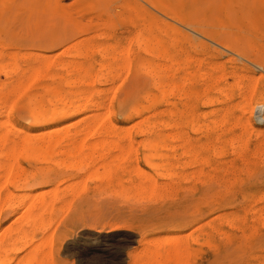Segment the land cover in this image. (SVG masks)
<instances>
[{
    "label": "rangeland",
    "instance_id": "1",
    "mask_svg": "<svg viewBox=\"0 0 264 264\" xmlns=\"http://www.w3.org/2000/svg\"><path fill=\"white\" fill-rule=\"evenodd\" d=\"M72 1L73 0H0V55L3 56L0 59H2L4 65L8 66L10 65L9 63L12 62L11 64H13V62L17 61L20 67H25L26 63L31 64L32 61L35 62L34 60L36 59V56L33 53H37V57H39L38 54L43 55L44 58H41L43 56L40 57L42 62L44 61L42 59H46L48 56L51 65L49 70H47V75L51 73L52 76L55 75L56 77L62 76V78H67L71 76L70 78H77L80 83L77 82L79 85H75L79 90H89L90 92H93L95 97L98 95H96V93L102 94L98 95V98L96 97L97 101L99 102L100 100L99 103H103L104 107L108 105V107L113 110V120L115 123L119 124V126H130V124L140 120V118H136L125 123L122 118V111L123 113L128 112V110L132 109V107L141 110V108L144 107L142 109L145 111L144 117H148L152 123H157L156 125H159L161 122L167 123V129L161 128L157 132L156 129L154 131L155 134L153 133V138L162 139L167 135V137L164 138L165 140H163L167 141L169 146L167 150L169 160L167 159L166 162L163 159L160 161L161 159L154 158L146 162L142 156L143 153H147L146 150L142 149L141 146L136 145L135 148L141 154L140 158L138 160L130 159L133 161L131 162L128 160L125 161V163L123 162V165L120 163H118V165L120 164L123 170L128 169L129 172L133 171L138 166L141 172L143 171L145 174L156 177V173L163 172V168H161L162 171L159 170L155 172L154 169L151 170L153 165L163 166V163H167L165 165L178 174V168L184 161V164H188L187 172L189 174L191 173V175L193 174L197 178H190L186 183H182V180L177 179L179 181L176 180V183L178 186H183L182 189L184 190L179 187H175L173 189L174 192L172 193L171 189H167V191H170L171 194L163 191L165 194L163 195L162 193L161 196H159V199L157 197H146L147 199H145V196L138 195L136 193L132 194L128 188L121 189L124 191L119 193V190L117 192L107 189L104 186L105 184L99 181L95 180V182L93 179L90 181V175L87 176V174L90 171L93 173L92 171L95 170L93 168H97L98 172L101 174L104 172V169L101 168L102 164H99L100 162L94 163L90 169L82 168L80 173L75 170L71 171V169L67 170L61 167L51 168L49 171L50 173L47 171L45 173L49 177H52L54 180L53 184L61 183V185H64L68 182H72L74 177L73 175H75V172H78L82 176L85 175L82 178H84L86 186V192L75 198L74 203L70 205L69 209L66 211V208L64 210L62 209V214H60L61 210L57 213L56 210L59 209H56L53 211L55 214L51 213L52 216L50 215L53 219L52 221H55L51 223V229H54L55 231V241L53 246L55 263L130 264L132 260L138 257L140 252H142L145 248L144 243L148 240H163L166 237L168 239V237L174 235L186 236L189 234V231L195 227L192 224L193 221H197L198 219L205 220L207 219L206 217H209V210L207 206L212 203L218 204L219 206L216 214L219 213L218 215H221L225 213L237 212L239 219H244L242 221V223L244 222L242 227H237L232 230V234L237 240H235L233 245L231 244L230 246H227L229 248V252L233 253V256L237 257L238 253H240L238 250L240 245H238V247L236 246L240 243L243 244L240 246L241 249H243V247L247 249L251 245L255 244L256 248L262 247L261 250H264V225L260 227L258 224L264 219V149L261 148V144H264V142H262L264 141V108L259 111L258 108H256L257 102H264V70L260 66H255V64L250 61L238 57L235 52L232 53L225 49L223 50L221 47L211 42V39L208 38L209 36L206 37L204 34L200 36L190 33L182 25L175 23L168 17L165 18L154 8H151V6H149V4L144 0H135V2H132L131 0H94L93 2L96 3L98 12L85 16L75 14L73 6L69 5ZM97 1L100 2L97 3ZM125 2L127 6L129 5V7H131L129 8L130 10L134 7V9H132L133 11H131V13L133 12L132 16L134 17L131 16V19H133H130L129 22L126 17L116 16L118 12L122 11L121 8H119L122 4V9L126 7ZM50 3L53 4L50 5ZM26 8L28 9L26 10ZM60 9L62 11H60ZM139 9L141 10L139 11ZM134 10H136L137 13H142L143 16L142 18H139L140 20L136 19ZM55 11L58 16L53 14ZM101 11L108 12L111 17L108 18V16L106 17L105 15H100ZM64 13L70 15L66 17L63 16ZM143 17L145 19H143ZM62 18H66V20H63ZM236 18L237 19L234 20L231 18L232 23L239 19L238 17ZM248 18H242L238 21L240 23L244 22L243 25L247 22H253V20H251L253 17L249 18L251 21H248ZM69 19L70 21H68ZM148 19L149 21L153 19L151 22H154L157 26H155L156 29H158L152 30V32L148 31V33L143 30H140L142 31L140 32V28H137V25L141 22L143 23L144 21H148ZM214 19L218 22L220 20L225 21L227 18L217 16ZM212 20L210 22H212ZM110 22L112 23L109 24ZM214 24L215 23H213V26ZM253 24L255 31L239 32L235 28L227 27V24L219 27L216 26L215 30H223L222 32L225 37L227 36L231 39H236L238 42L240 41L242 44H239L242 45V47L244 45L245 48H243L248 55H259L258 57L264 61V32L260 26V22L255 21ZM97 28L100 29L96 30ZM36 30H38L39 34H43L44 37H41L40 35L41 39L37 40L35 37ZM101 32L105 33V36L104 34L102 35ZM134 32H136L135 35ZM99 34H101L100 36L102 38L98 36ZM205 35H207V33ZM137 36L138 40L141 42L144 41V38L145 40L148 38L151 43L150 44L147 41V44H150L146 45L148 46V49L143 46L146 44V41L143 44L141 43V47L136 48L135 45L138 43V40H136V43L134 41ZM140 36H142L141 40ZM97 37H99L100 40L97 39ZM152 37L153 40L151 39ZM55 38H59L56 39L58 42L56 41L55 43H51L53 42L52 40L55 41ZM154 39L155 42L158 41L159 43L153 44ZM78 40L79 42H77ZM73 42L75 45H72ZM107 44H109V46L113 49L111 50L110 47L108 48L109 50H107ZM160 44L162 45V48L159 47L161 46ZM70 46L71 49H68V51L66 50L67 54H64L63 51ZM73 47L75 48L76 53L79 51L78 54L80 57L82 56L83 59L80 57L75 58V55L77 54L73 51ZM88 47L90 49L93 48V50L95 49L96 51H92V49L90 50ZM96 48L98 50L105 49V52H101L103 55L105 54V56H102L106 58H103L99 51L98 54L101 56L100 58L97 54L98 50ZM85 50L86 54L84 56L83 51ZM120 50L121 52L125 51L124 53L127 52L129 57L127 56L126 58L130 59L128 66H124V64H127L124 63V59H126L124 56L126 55L123 54V61L122 58H120ZM144 51L148 54L146 55ZM27 52H32L31 55L34 57L33 60L31 56H27ZM117 52L118 54L120 53V56L117 55ZM23 53H26L27 55H23ZM61 54H64V56ZM68 54L73 55L74 57H71ZM65 55L70 57L66 58ZM23 57H25L26 60L23 59ZM110 57H112L113 60L109 59ZM117 59L119 61H117ZM187 60H191L190 62L192 63H189ZM68 61L71 62L69 65L70 68L67 70V72L70 70L69 76H66V72L55 70L56 66L53 65H58L59 63L69 64ZM120 61L124 63L121 67H126V71L125 68L120 69L119 71L118 69H115L117 66L115 64L120 65ZM97 64L99 65L97 66ZM73 65L77 66L76 68L74 67L75 69H81H77L75 71L74 68H71ZM100 65H103L102 70H100L102 67L99 68ZM104 65H106L105 68ZM160 65L161 69L163 68L162 70L165 68L166 73L161 71ZM58 66H60V64ZM58 66L57 69L59 68ZM107 68L109 71L112 70V72L110 71L109 74H105L104 72L108 73ZM20 69L21 68L17 70V73L21 72ZM113 69H115V71L119 74L117 79L115 77L114 79L112 78L114 81L110 78V73L111 75L113 74L114 76H117L115 75L117 73ZM96 70L99 71L96 72ZM159 73L162 77L158 76ZM162 73L167 75L168 80ZM189 73H192V76ZM199 73L202 74V77L204 74H207L204 76L206 78L201 79L202 77H199L201 76ZM0 74L3 73L0 72ZM90 74L91 76L93 75L94 78L93 76L91 77ZM101 74L104 75L101 76ZM184 75L185 77L187 76L186 78H188L189 81L184 78ZM86 76L89 78H86ZM96 76H101L103 80L107 77L106 81L108 79V82L106 83L101 77L99 79ZM4 77L5 76L0 75V84L4 81H8L6 77ZM50 78L48 76V79ZM213 78H215V80ZM89 79L92 81L93 86H81L83 85V81L90 84L91 82L88 81ZM54 80L55 81L52 80L53 82H51V80L47 81L46 79L47 82L44 81V83L51 84L53 87L61 86L59 89L64 92H67L68 90L70 91V88L63 86L61 81H59L60 79L58 80V78H56ZM186 81L190 82V84ZM96 82L100 84L98 85ZM184 83L185 86L183 85ZM94 89L96 91L95 93ZM96 89L99 92H97ZM36 90L38 92L41 91L40 89H35V93L37 92ZM182 90H185L186 92L183 91V93H181ZM160 93L163 94V97ZM179 94L181 97H179ZM46 98L49 99L51 96L48 95ZM105 98H107V101ZM149 98L152 99L150 100ZM15 99V104H12L13 106L10 112V119L16 127L23 130L29 129L35 131L37 128L33 125L31 126L32 121L29 118L28 111L24 107V103L27 100L26 96ZM101 99L103 101H101ZM182 111H184V113ZM179 112H181V116L179 115ZM82 116V114L77 113L71 117L70 120L56 121L53 124V127H63L68 123L69 125H72L73 123H76L75 120L79 123ZM82 120L83 122L80 123L81 125H78L77 123L75 124L77 127L73 126L75 127H72L73 129L69 128L70 126L68 128H64L67 133H64L62 129L57 136L60 135L59 137H61L63 132L65 134H63L64 138H68L69 136L67 134L72 133L69 138L79 141L78 137L80 136H78L75 131L80 130L82 128L81 126L84 125V119ZM4 121H6V118L2 115L0 122ZM215 124L216 126L218 124L216 128L213 127ZM7 128L13 132L12 128ZM224 129L228 131L225 132ZM192 131L194 132L192 133ZM137 133V131L135 134V130H131L129 134V137L136 142L143 138L142 136H139L141 135L140 133H138L139 135ZM160 136L163 137L158 138ZM238 139L244 142H241ZM239 141L242 144L245 143L243 146L244 148L241 149L242 146ZM184 146H186V148ZM184 148V151L186 152L190 149L189 153L197 152L200 154L198 158L208 157V159L212 162L209 169L213 170L215 173L220 172L219 175L217 173V175L214 176L216 180L213 177L209 180H200L197 175V171L201 166L193 163L192 157L194 156H192L191 159L189 158V156L192 155L191 153L189 155L187 153V157L185 155H182L184 157L181 156ZM239 149L241 150L239 151ZM64 161L66 163L68 162V160ZM98 161H101L102 163L105 162L101 159H98ZM37 163L38 162H30L26 159L20 158L18 165L20 166V169L21 167L23 168L24 174H28L29 172L25 171H30V168H32L30 171L32 172L33 167L35 170L38 167L40 168L45 166V164H39L40 162L38 164ZM95 164L99 165L94 167ZM130 167L131 169H129ZM18 170L19 169H17V171ZM19 171L20 174L22 173L23 175V171ZM18 172L17 175H20ZM23 176L21 178H23ZM156 178L159 183L165 181L160 177ZM35 181L36 180H32L29 185H36ZM62 181L66 183H63ZM9 188L13 189L12 186ZM98 190H101V192ZM115 192L118 194H115ZM123 196L127 200L123 199ZM244 208L247 209V211L249 210L245 215L242 211ZM0 209V229L4 228V226L6 227L7 225L8 227L13 225L12 220H14V218L10 215V210L6 208L4 209V207ZM259 209H262V211ZM253 211L256 212L255 215ZM251 217H253V219L250 221ZM252 225L260 228V232L263 237H261L262 240L259 243L255 242V240L251 241L248 238H245L251 233L250 231L252 230L250 226ZM240 231H243V233ZM90 232L95 233V236L88 234ZM86 234L88 235V238H86ZM225 243L229 245V243ZM207 257H212V252L207 246L201 245L194 247L193 256L191 257L192 261L200 262L201 259H207ZM130 258L132 260H130ZM243 260V258L238 259L237 264L241 263Z\"/></svg>",
    "mask_w": 264,
    "mask_h": 264
},
{
    "label": "bare ground",
    "instance_id": "2",
    "mask_svg": "<svg viewBox=\"0 0 264 264\" xmlns=\"http://www.w3.org/2000/svg\"><path fill=\"white\" fill-rule=\"evenodd\" d=\"M93 1L94 0H73L72 3L70 2L71 4H69V5L73 6V10H74L76 15L85 16V15H89V14H95L96 12H98L97 11L98 8L96 6V3H94ZM131 1L135 2V0H131ZM144 1L147 2L149 4V6H151V8H154L157 12H159L165 18L168 17V18L172 19L175 23L182 25L190 33L197 34L200 36L204 34V36H206V37L209 36L208 38L211 39V42L218 45L223 50L225 49V50L232 52V53L235 52V53H237L236 55L238 57H240L242 59H246V60L250 61L251 63L255 64V66L256 65L260 66L264 70V61H262L258 57L259 55L256 56L255 53H254L255 55H253V56L248 55V53L244 50V48H245L244 45H243L244 48L242 47V45H240V44H242V43H240V41L238 42L236 39L234 40V38L231 39L230 37H227V36L225 37V35H223V32H222L223 30H221L220 28L219 29L221 31L215 30L216 26L219 27V26H224L225 24H227L228 25L227 27L235 28L239 32H241V31L242 32L243 31H253L254 30V24L253 23H255V21H258V22H260V26L262 27L263 32H264V0H191V1H189V0H144ZM98 2H100V1H97V3ZM23 4H25V3H23ZM51 4H53V3H50V5ZM99 4H101V3H99ZM121 4H119V5H121ZM122 5H121V7H119V8H121L122 11L118 12L116 14V16L117 17H121V16L126 17L128 19V22H129L131 19L132 13H133V12L131 13V11H133L132 9H134V7L130 10L129 8H131V7H129V5L127 6V4L125 2L126 7L124 9H122L123 8ZM61 6H63V5H61ZM27 9L28 8H26V10ZM140 10L141 9H139V11ZM28 11H25V12H28ZM60 11H62V10L60 9ZM134 11H135L136 15L135 14H133V15H135L136 19L142 18V16H143L142 13H140V12L137 13L136 10H134ZM50 13H51V11H50ZM31 14H32V12H31ZM53 14L58 16V14H56V11H55V13L53 12ZM68 15H70V14H68ZM68 15L66 13H64L63 16L68 17ZM100 15H105L106 17L108 16V18L111 17L108 14V12H106V11H101ZM59 16H60V14H59ZM217 16H222V17H225L227 19L225 21L220 20L217 22L216 19H214ZM246 16H248L249 18L253 17V18H251V20H253V22H250L251 24L248 22L247 23L245 22L246 24L243 25L244 22L240 23L238 20L242 19V18L247 19L248 17H246ZM132 17H134V16H132ZM236 17L239 18L237 20L238 23H237V21L232 23V19L233 20L237 19ZM249 18H248V21H251ZM60 19H61V17H60ZM64 19L66 20V18H64ZM70 19L68 21H70ZM118 19H121V18H118ZM143 19H145V18L143 17ZM121 20H123V19H121ZM152 20L153 19H151L150 21H149V19H148V21L143 20L144 21L143 23L142 22L140 24L138 23L139 25L136 24L137 28H140L139 31L143 30V31H147V33H148V31L152 32V30H157L158 28L156 29L157 26L154 22H151ZM211 20H212V22H210ZM35 21H37V20H35ZM111 23L112 22H110L109 24H111ZM213 23H215L214 26H213ZM53 24H54V22H53ZM67 24H69V23H67ZM71 26H73V25H71ZM213 27H214V29H213ZM99 29L97 28L96 30H99ZM96 30H93V31H96ZM139 31H138V33H139ZM140 32H142V31H140ZM208 32H209V35H208ZM35 33H36V36H35L36 39L37 40L41 39L40 38L41 34L38 33V30H36ZM84 33H85V31H84ZM101 33H102V35L104 34V36H105V33H103V32H101ZM135 33L136 32H134V35H135ZM206 33H207V35H205ZM44 35H45V33H44ZM100 35L101 34H99L98 36H100ZM42 36H43V34L41 35V37ZM96 36H97V34H96ZM138 36L136 37V39L134 41L135 43L137 42L136 40H138ZM142 36H140V40H141ZM106 37H107V35H106ZM100 38H102V37L100 36ZM56 39H59V38H55V41L52 40L53 42H51V43H55L56 41L58 42V40H56ZM97 39H99V37H97ZM146 39L147 40H145V38H144V41L142 39L143 42L138 40V43H136V45H135L136 48L141 47V45L146 41L145 42L146 44L143 46L148 49V46H146V45H150L151 43L148 40V38H146ZM151 39L153 40V37ZM91 40H93V39H91ZM147 41L150 44H147L148 43ZM77 42H79V40ZM77 42H75V43H77ZM153 42H152L153 44L159 43L158 41L155 42V39ZM72 45H75L74 42L72 43ZM107 45L109 46V44H107ZM71 46L69 48L65 49L63 51V53L67 54V51H68V49H71ZM82 46H83V44H82ZM92 46H93V44H92ZM108 46L106 48L107 50H109L108 48L111 47V46H109V47ZM159 47L162 48V45ZM73 49H74L73 51L75 52L74 47H73ZM91 49H92V51H96L95 49L93 50V48H91ZM110 49L112 50L113 48L111 47ZM65 51H66V53H65ZM99 51H100L101 56H102L103 54L101 51L105 52V49H99L97 51V54ZM80 52H81V50H80ZM85 52H86V50L83 51L84 56L86 54ZM120 52H121V50H120ZM124 52L123 51L121 52L120 58H122V61L124 58H126L128 56L127 52L126 53H124ZM145 52L146 51H144V53ZM29 53H28V55L26 53H23V55H27L28 57H30V56L32 57L33 56V55H31L32 52H29ZM78 53H79V51L77 53L75 52V54L78 55V56L75 55V58L80 57V55ZM142 53H143V51H142ZM251 53H253V52H251ZM1 54H2V52H1ZM33 54L36 56L35 57L36 59L34 60L35 62L32 61L31 64L26 63L25 67H20L19 64L17 63V61L13 62V64H11L12 62L11 63L7 62L10 65L5 66L4 63L2 62V59H0V72L3 73L0 75L5 76L6 79L8 80V81H6V82L4 81L0 84V118L2 115L6 118V121L0 122V208L4 207V209L5 208L9 209L11 212L10 215H12V217L14 218V220H12L13 225H10L9 227L7 225L6 227L4 226V228L0 229V264H56L55 260H54V255H53L55 231H54V229H51V223L55 222V221H52L53 219L51 218V216H52L51 213H53L54 210L59 209V210H56L57 213L60 212V210H61L60 214H62V209L64 210L66 208L65 211L67 209H69L70 205L74 203V199L81 196L83 193L86 192V186L84 183V178H82L85 175L82 176L81 174H79L82 168L90 169L94 163L100 162L99 164H102L101 168L104 169L103 170L104 172L102 174L99 173L97 168H93V169H95L92 171L93 173H91V171L89 170L90 172H88V174L87 173L86 174H87V176L90 175L89 176L90 181H92V179L94 181L95 180L99 181V182L105 184L104 186L107 189H111V190H114L117 192L119 190V193L124 191V190L122 191L121 189H124V188L127 189L128 188V190L132 194L136 193L138 195L145 196V199H147L146 197H153V198L157 197L159 199L160 198L159 196H161L163 191H165V193L167 192V193L171 194L172 192H174L173 189L175 187H179L181 189L183 187L181 185L178 186V184L176 183L177 179L182 180V183H186L187 181H189L190 178L196 177L193 174L191 175V173L189 174L187 172L188 164H184L185 163L184 161L182 162L183 164H181V166L178 168L179 169L178 174H177V172L175 173L174 171H172V169L170 167L166 166L165 164H167V163H165V164L163 163V166L161 165L162 167L159 165L158 166L153 165L151 170L154 169L155 172H157V171L161 170V168H163L162 170L164 173L163 172H157L156 173V177H160L163 180H165L164 182H161V183H159L157 181V178L155 176L145 174L143 171L141 172L139 170L138 166L136 169H134L131 172H129L128 169L123 170V168L121 167V165H123L122 164L123 162L125 163V161H128V160L131 161L130 159L138 160L140 158L141 154L135 148L136 145L141 146L142 149L146 150L147 153L142 154L144 161L147 162L150 159H154V158L158 159L159 158V159H161L160 161H162V159H163L167 162V159H168L167 150H168L169 146L167 144V141H164L165 140L164 138L167 137V135L162 139L153 138V133L156 129H157L156 132L158 130H160L161 128L167 129V123L161 122L162 124L159 123V125H156L157 123L156 124L152 123L148 119V117H144L145 111L142 110L144 108L142 106L143 108H141V110L132 107V109L128 110V112L123 113V111H122V114H123L122 118H123L125 123L130 122L136 118H140V120L136 121L133 124H130V126H119V124L115 123L113 120V113H114L113 110L111 108H109L107 104H104V105H107L104 107L103 103H99L100 100H99V102L97 101L96 97L98 95H102V94L96 93V95L97 94L98 95L95 97L93 92H90L89 90H84V91L79 90L77 88V86L75 85V84L80 83V81L78 82L77 78L74 79L72 77L73 78L72 79V78H70L71 76L67 77V78H62V76L56 77L55 75H53L55 77L54 78L51 73L49 75H47L46 74L47 70H49V67L51 65V63L49 62L50 61L49 57L47 56L46 59H42L44 61L47 60L45 62L44 61L42 62L40 59L44 58L43 55L38 54L39 57H37V53H33ZM64 54H61V55L64 56ZM81 54H82V52H81ZM91 54H92V52H91ZM123 54L126 55V56H124V58H123ZM68 55H70V54H68ZM68 55H65V57L66 58L70 57V56L74 57L73 55H70V56H68ZM117 55L120 56V53L118 54V52H117ZM41 56H43V57H41ZM101 56L99 55L100 58H101ZM103 56H105V54ZM115 56H116V54H115ZM1 57H3V56L0 55V58ZM25 57H23V59H25ZM260 57H262V56H260ZM80 58L83 59L82 56ZM103 58H106V57H103ZM33 59H34V57H32V60ZM109 59H112V57H110ZM126 59H124V63H127V64H124L120 61V63H119L120 65L115 64L118 66V67L116 66L115 69L116 70L118 69V71H119L120 69L125 68V71H126V67H124V66L125 65L128 66V63L130 60L129 58H126ZM117 61H119V60L117 59ZM187 61L189 63H192V62H190L191 60L190 61L187 60ZM54 63H56V62H54ZM68 63L69 64L59 63L60 66H58L59 64L58 65L56 64V65H53V66H56V69L54 67L53 68L56 71L61 70L63 72H66L65 73L66 76H69L70 70L68 72H67V70L70 68L69 65L71 64V62L68 61ZM122 64H124L123 67H121ZM98 65L99 64H97V66ZM57 66L59 67L58 69H57ZM119 66H120V68H119ZM74 67L76 68L77 66L73 65V67H71V68L73 69ZM100 67H102L100 69V70H102L103 65L102 66L100 65L99 68ZM105 67H106V65H104V68ZM19 68H21L20 69L21 72L17 73V70ZM75 68H74L75 71L77 69L78 70L81 69V68H77V69H75ZM115 69H113V70L115 71ZM160 69H161V65H160ZM162 69H161V71L164 73L165 68H164V70H162ZM74 70H72V71H74ZM107 70L106 71L108 73L104 72L105 74H109L110 71L112 72V70L109 71L108 68H107ZM157 70H158V68H157ZM82 71H84V70H82ZM97 71H99V70H96V72ZM115 72L117 73V74H115L117 76H114L113 74L111 75V73H110L111 80H113L114 77L116 79L118 78L119 74L117 71H115ZM67 73H68V75H67ZM160 73L158 76L162 77L160 75ZM144 74H145V72H144ZM189 74L191 75L192 73H189ZM199 74H201V73H199ZM103 75L101 74V76H103ZM163 75H165V74H163ZM185 75H184V78L187 77V76L185 77ZM205 75H207V74H204V76ZM48 76H49V78L50 77H52V78L48 79ZM90 76H91V74H90ZM101 76H98V77L96 76V77L100 79ZM165 76L167 78V75H165ZM204 76L202 77V74H201V76H199V77H202L201 79H204V78H206ZM56 78H58V80L60 79L59 81H61V83L63 84L64 87L70 88V91L68 90L67 92H64V91H61L59 89L61 86L60 87L59 86L53 87L51 84L44 83V81H46V79H47V81L51 80V82H53V81H55L54 79H56ZM86 78H89V77L86 76ZM93 78H94V76H93ZM106 78L107 77H105L104 80L107 83L108 79L106 81ZM186 79H187V81H189L188 78H186ZM213 79L215 80V78H213ZM91 80H92V78H91ZM91 80L90 79L88 80L89 82H91L90 84H88V82L85 83L83 81V85H81V86H84V85L85 86L87 85V87H90L88 85L93 86V84H92L93 80L92 81ZM102 80H103V78H102ZM167 80H168V78H167ZM75 81H76V83H75ZM183 81H185V80H183ZM185 83L183 84L184 86H185ZM187 83L190 84V82H187ZM96 84L99 85L100 83L96 82ZM101 84H102V82H101ZM184 86H183V88H184ZM181 87H179V88H181ZM108 88H111V87H108ZM108 88H106V89H108ZM251 88H253V87H251ZM35 89H40L41 91L38 92L36 90L37 92L35 93L34 92ZM183 91L186 92L185 90H182V92L181 91L180 92L183 93ZM95 92L96 91L94 89V93ZM97 92H99V91L97 90ZM251 92H253V91H251ZM251 92H250V94H251ZM238 93H240V92H238ZM160 94H162V93H160ZM180 94H179V97H181ZM185 94H187V93H185ZM48 95L51 96V98L47 99L46 96H48ZM192 95H193V93H192ZM23 96H26V98H27V100L24 103V107L28 111L29 118L32 121L31 126L33 125L37 128L35 131L29 130V129L23 130L19 127H16L14 125L13 121L10 119V112H11V109L13 106L12 104L16 100L15 98H21ZM161 96L163 97V94ZM145 97H147V96H145ZM182 97H184V96H182ZM105 99L107 101V98H105ZM101 101H103V100L101 99ZM256 108H258V111L262 110V108H264V102H260V101H259V103L257 102ZM182 112L184 113V111H182ZM77 113L82 114L83 115L82 119H84V125L81 126L82 128L78 131H75L76 134H78V136H80V137H78L79 141H75L74 139L69 138L70 135H72V133L71 134L68 133L67 135L69 137L64 138V135H65L64 133L66 132V129H64V128H68L69 126H70L69 128H72L73 126H76L75 124H77L78 121L75 120V122H76L75 124L73 123L74 122L73 121L72 122L73 124L70 123L72 125H69V123H68V124L64 125L63 127L60 126L59 128H56V127L54 128L53 124L59 120H65V121L70 120V118L73 117ZM180 113L181 112H179V115L181 116ZM82 119L81 120L78 119V120H80L78 125L81 122H83ZM225 122H226V120H225ZM217 126H218V124H217ZM217 126L215 124V126H213V127L216 128ZM219 126H220V124H219ZM7 127L12 128L14 133L11 132ZM73 128H75V127H73ZM249 128H250V126H249ZM61 130L64 131V133L62 132V136L59 137L60 135L57 136V134L60 133ZM131 130H135V134L137 131L141 135H139L138 133L137 134L139 136H142L143 138L142 139L140 138L141 139L140 141L139 140L137 142L134 141L133 139H131L129 137ZM208 130H209V128H208ZM67 131H69V130H67ZM194 131H192V133ZM199 131H200V129H199ZM224 131L226 132L228 130L224 129ZM75 132H74V134H75ZM244 134H246V133H244ZM156 135H157V133H156ZM222 135H224V134H222ZM222 135H220V136H222ZM73 137H74V135H73ZM161 137H163V136H160L158 138H161ZM156 138H157V136H156ZM76 140H77V138H76ZM238 140H240V139H238ZM244 141H245V138H244ZM244 141H241V142H244ZM182 142H184V141H182ZM227 142H229V141H227ZM262 142H264V141H262ZM182 144H184V143H182ZM244 145H245V143L244 144L241 143V146H242L241 149L244 148L243 147ZM261 145L264 147V144H261ZM262 146H261V148L264 149ZM184 147L186 148V146H184ZM239 147H240V144H239ZM185 148L183 149L181 156L182 155L186 156L187 153H188V155L191 153V152L189 153L190 149L188 150V152L184 151ZM229 148H231V147H229ZM259 148H260V146H259ZM241 149H239V151ZM246 149H243V150H246ZM200 150H202V149H200ZM191 154L192 155L189 156V158L191 159V157L194 156V157H192L193 163L201 166L200 169H198V171H197V175H198L200 180L201 179H203V180L212 179V177L214 178V176L217 175V173L219 175L220 172L215 173V172H213V170L209 169L210 168L209 166L212 165V162L208 159V157L198 158V156L200 154H198L197 152H194ZM182 157H184V156H182ZM20 158L26 159L27 161H30V162H32V161L38 162V163L40 162L39 164L42 163L43 165L45 164V166L40 167V168L39 167L36 168V166H35V168H36L35 170L33 167V171L30 172L32 169V168H30V171H25V172H29V173L24 174L23 168L21 167V169H20V166L18 165ZM98 159L99 160L101 159L102 161H105V162L107 160L108 161L106 163L105 162L102 163L101 161H98ZM64 160H68V162L66 163ZM134 162H136V161H134ZM118 163H120L121 165L119 164L120 165L119 166ZM187 163H189V162H187ZM96 165L97 164H95L94 167H96ZM54 167H58V168L61 167V168L67 169V170L71 169V171L75 170V171H78L79 173L75 172V175H73L74 177H73L72 182L66 183V182L62 181L63 183H66L64 185H61V183L53 184L54 180L52 179V177H49L48 175H46L45 172L46 171L49 172L51 170V168L53 169ZM123 167H126V166H123ZM131 167L129 169H131ZM158 167H159V169H158ZM175 168H177V167H175ZM17 169L23 171L24 176L22 175V173L20 174V171L18 170L19 171L18 172ZM17 172L20 175H17ZM89 173H91V174H89ZM22 176H23V178H21ZM190 176H192V177H190ZM86 178H88V177H86ZM32 180H36L35 181L36 185H32V184L29 185ZM177 181H179V180H177ZM27 183L29 186L27 185ZM209 184H212V183H209ZM87 185H88V183H87ZM10 186H12L13 189H10L9 188ZM167 189L168 190L171 189V193H170V191L168 192ZM182 190H184V189H182ZM98 191L101 192V190H98ZM110 192H112V191H110ZM117 192H115V194H118ZM165 193H163V195ZM122 198L126 199L124 196ZM130 200H132V199H130ZM143 200H144V197H143ZM154 201H155V199H154ZM207 208L209 210V217H206L207 219H205V220L204 219H198L197 221H193L192 224L195 227L189 231V234H187L186 236L174 235V236L168 237V239L166 237L163 240H160V239L148 240L146 243H144L145 248L142 250V252H140V254H139L140 256L138 255V257L134 258L133 260L130 258V260H132V262L130 264H237L238 259H240V258H243L244 260L241 261V263H239V264H264V250H261L262 247L256 248L255 244L251 245L247 249L245 247H243V249H241L240 246L243 244H241V243L237 244L236 245L237 247H238V245H240L238 247V250L240 251V253H238L237 257L233 256V253L229 252V248L227 246H230L231 244L233 245L235 243V240H237L236 237L232 234V230L234 228L242 227V225H244L243 224L244 222L242 223V221L244 219H242V220L239 219V215L237 214V212H231V213H225V214L218 215L219 213L218 214H216V213L218 211L219 206H218V204H215V203L208 205ZM262 209L261 210L259 209V210L262 211ZM242 211L245 215L249 210L247 211V209L244 208V209H242ZM256 212H254V215L256 214ZM53 214H55V213H53ZM261 215H263V214H261ZM257 218H259V217H257ZM251 219H253V217L250 218V221H251ZM263 220L258 223L260 225V227L264 225ZM58 221H59V219H58ZM9 224H10V222H9ZM171 226H173V225H171ZM53 228H54V226H53ZM250 228L252 231H250L251 233L249 235H247L245 238H248L251 241L255 240V242L259 243L262 240L261 237H263L261 232H260V228L254 227L253 225L250 226ZM240 232L243 233V231H240ZM88 234L95 236V233H93V232H90ZM86 238H88V235ZM225 242L229 243V245H227ZM201 245H205L211 250L212 257H210V258L207 257V259H201L200 262L192 261L191 257L193 256L194 247L195 246H201ZM245 246H246V244H245ZM195 251H197V250H195ZM194 255H195V253H194ZM133 256H134V254H133Z\"/></svg>",
    "mask_w": 264,
    "mask_h": 264
}]
</instances>
